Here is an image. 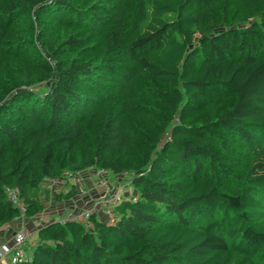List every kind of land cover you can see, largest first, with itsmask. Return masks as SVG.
<instances>
[{"label": "trees", "instance_id": "1", "mask_svg": "<svg viewBox=\"0 0 264 264\" xmlns=\"http://www.w3.org/2000/svg\"><path fill=\"white\" fill-rule=\"evenodd\" d=\"M91 170L137 199L46 224L19 264H264V0H0V228L6 187L30 220L43 182Z\"/></svg>", "mask_w": 264, "mask_h": 264}, {"label": "built area", "instance_id": "2", "mask_svg": "<svg viewBox=\"0 0 264 264\" xmlns=\"http://www.w3.org/2000/svg\"><path fill=\"white\" fill-rule=\"evenodd\" d=\"M91 176L96 178L97 195L88 204L85 205L77 214H72L62 222L71 221L81 225L85 230L90 231L93 228L91 217L99 221L103 220L107 225H113L117 220L116 209L119 205L127 202H133L137 199L135 192L129 191L132 188L131 176L127 172L111 174L106 170L90 171ZM115 180L116 183H111ZM53 187H63L71 183L76 191L82 193L84 185L83 179L79 174L64 173L59 179L45 181ZM5 199L19 211L17 221L23 220L25 206L19 200L18 191L15 188L6 187L4 189ZM28 233L23 225L19 226L14 232L13 241L9 249L0 250V256L8 264H19L29 259L24 247L27 242ZM36 243L31 247V253L34 251ZM1 264V262H0Z\"/></svg>", "mask_w": 264, "mask_h": 264}, {"label": "rangeland", "instance_id": "3", "mask_svg": "<svg viewBox=\"0 0 264 264\" xmlns=\"http://www.w3.org/2000/svg\"><path fill=\"white\" fill-rule=\"evenodd\" d=\"M53 39H54V37H53ZM53 39H52V41H53ZM57 40H59V38L54 39V41H55V42H53L54 48L57 45L56 44ZM37 48L39 49V45H37ZM63 58H65V56ZM146 86H147V84H146ZM146 86H138V89L140 91H143ZM227 104H228V101H224L221 104V107L223 108ZM183 106L184 105L180 104L179 109H178L179 113H181ZM150 115H151L150 120H152L151 121V127L153 128L152 131H153L154 135H158L159 122L161 123V121L164 117L163 113L161 112V110L158 109L157 112H150ZM176 120L181 121L183 124H186V125L198 124V123L206 121V113L204 111L203 100H199L198 102H196V104H194V109L185 110L182 119H179V115H178L176 117L175 121ZM175 121L173 122L174 124H176ZM143 130H144L143 127H140V126L135 128V130H134L135 142H136V145H138L139 147H147L149 145V142L146 141V138L142 136L143 134H141V131H143ZM168 132H165L164 135L160 136L161 142H160L159 146L162 143H164L165 137H167L169 135ZM159 146L157 147L158 149H159ZM127 157L128 156L121 159L120 163L123 162L122 165H127L128 162H133L135 160V156H130V158H127ZM79 176L83 179L84 188H83L82 193L88 189V185L92 186V183L97 181L96 178L93 177L94 180H93V182H91L92 178H91V174L89 171L81 173V174H79ZM111 183H116V182H115V180L112 179ZM71 186H72L71 183H69L67 186L53 187V186L48 185L47 182H43V184L40 185L39 189L33 193L34 196L37 197L42 208H41L40 212L38 214H36V216H34L31 219L37 218L40 215L47 217L48 213L53 212L54 209H58L61 212L60 220H62L64 218H68L72 214H77L78 210L81 211L83 208H85L86 204H88L91 200H93L94 197L90 200H85L83 198L81 199L82 195L78 194L77 191H76V194L74 196L67 197L68 193H69V189L71 188ZM64 189L65 190L67 189L66 192L64 191ZM129 191L133 192L134 189L131 188ZM57 204H59V205L57 206ZM121 206L122 205H119L116 209L117 217L119 216L118 213L120 211ZM97 220L99 221V218ZM25 221H26V219L23 218V220L18 221V223L24 225V227H25ZM37 240H38V238H37Z\"/></svg>", "mask_w": 264, "mask_h": 264}, {"label": "crops", "instance_id": "4", "mask_svg": "<svg viewBox=\"0 0 264 264\" xmlns=\"http://www.w3.org/2000/svg\"><path fill=\"white\" fill-rule=\"evenodd\" d=\"M91 178H92L91 182H93V180H94L93 176H91ZM66 190L64 189L65 192H66ZM77 193L82 195L81 199L83 198L85 200H90L93 197H96L97 189H96L95 182L92 183V186L88 185V189L85 192H83V193L77 192ZM58 205L59 204H57V206ZM60 216H61L60 210L54 209L53 212L47 214V217L40 215L37 218L25 221V227L24 228L26 229V231L28 233V238H27V242L25 244L24 249H25V251L29 257L31 256V247L37 241V233H38L39 229H41L43 226H45L46 224H48L50 222L59 221ZM21 225L22 224L18 223V221L16 219V220H14V221H12V222L8 223L7 225L2 226L0 228V250L3 248L9 249L11 247L14 232ZM0 262H1V264H8L7 261L5 259H2L1 256H0Z\"/></svg>", "mask_w": 264, "mask_h": 264}]
</instances>
